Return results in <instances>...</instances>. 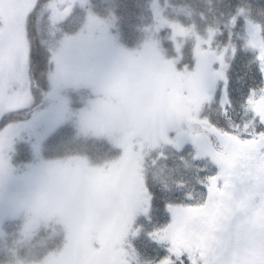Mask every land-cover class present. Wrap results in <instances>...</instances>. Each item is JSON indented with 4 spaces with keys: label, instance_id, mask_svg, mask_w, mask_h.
I'll return each mask as SVG.
<instances>
[{
    "label": "trees",
    "instance_id": "16d2710c",
    "mask_svg": "<svg viewBox=\"0 0 264 264\" xmlns=\"http://www.w3.org/2000/svg\"><path fill=\"white\" fill-rule=\"evenodd\" d=\"M55 1L36 0L27 15L28 94L34 97V102L26 100L29 106L4 114L0 118V133L32 120L48 108L50 96L55 99L66 97L60 96L62 94L58 96L63 92H68L72 100L67 105L71 111H81L94 100H99L112 106L120 104L118 107L128 111L124 113L120 109L126 119L131 115L129 110L135 114L137 108L142 111L138 113L144 116V108L148 106L160 107L168 115L175 114L163 105L162 96H150L151 93L145 90H141L143 93L135 89L133 91L132 85L136 81L130 73L116 83L119 84L117 87L111 81H101L99 73L90 63L76 68L77 73H82L80 77L85 74L88 78L86 84L79 88L70 90L55 80L57 50L68 36L84 28L90 15L108 19L114 26L113 31L118 35L119 43L125 48L153 44L184 78L193 70L199 39H202L203 52H215L225 59V96H212L203 103L197 123L184 125L182 129L174 131V118L165 122L157 115L147 118V122L162 121L160 124L167 127V132H157H164L161 134L165 135L155 138L144 159V182L151 202L147 214L141 215L136 221L132 230L136 234L131 246L137 255V264H160L169 257L168 249L171 247L167 241L159 240V235L171 224L170 209L207 203L205 185L209 177L219 173V167L211 156L196 158L198 153L192 143L193 137L208 139L214 152H218L220 138L211 131L210 126L244 140L257 137L260 131H264V125L260 124L259 117L248 103L250 99L255 100L264 95V71H261L262 62L259 59L261 52L250 45L247 39V24L253 23L261 28L264 42V0H87L86 3H73L70 14L60 22L52 17L50 5ZM156 3L164 19L161 24L155 14ZM176 29L183 31L184 35L176 34ZM141 78V81L147 80ZM92 87L98 88V95L93 93ZM123 87H128V92ZM118 91L124 95L116 99L112 93L118 95ZM131 91L133 94L125 97ZM205 120L210 121V126L201 123ZM108 122L104 120L99 135L85 136H80L78 128L66 122L46 136L40 155L47 160L85 158L99 166L107 165L114 159L120 160L123 157L122 149L111 139L109 134L112 124ZM141 129L145 128H130L127 134L133 135L134 131ZM112 133L115 135L118 132L112 130ZM183 136L190 141L181 142L179 139ZM24 150L30 148L26 142L18 141L13 148L14 165L22 166L31 159V154H25ZM21 221H7L2 226L0 264H40L62 249L65 242L64 228L53 227L50 222L25 226ZM91 248L92 252L97 250L94 244Z\"/></svg>",
    "mask_w": 264,
    "mask_h": 264
},
{
    "label": "rangeland",
    "instance_id": "374dc122",
    "mask_svg": "<svg viewBox=\"0 0 264 264\" xmlns=\"http://www.w3.org/2000/svg\"><path fill=\"white\" fill-rule=\"evenodd\" d=\"M35 1L0 0V118L16 111L18 105L26 103L29 89V47L25 26L27 15ZM80 2L86 3L87 0L55 1L50 5L53 19L64 21L70 14L73 3L76 5ZM58 13L66 15L57 19ZM155 14L158 22L164 23L158 3L155 5ZM113 30L114 26L108 19L90 15L84 28L68 36L57 50L54 61L55 80L70 90L79 88L86 84L88 78L85 74L80 77L82 73H77L76 68L90 63L99 73L101 81H111L114 86L130 73L136 81L132 85L133 91L145 90L151 93L150 96H162L163 105L175 114L168 115L160 107L148 106L144 108V116L140 115L142 111L137 108L135 114L129 110L131 115L126 119L120 109L124 113L128 111L118 107L120 104L112 106L99 100H94L81 111H71L67 105L72 100L68 92H63L58 96L62 94L60 96L66 97L55 99L50 96L48 108L39 112L32 120L7 130L8 136L4 135L5 131L0 133V233L5 222L18 219L25 226L50 222L53 227L65 229L62 249L40 264H122L125 261L126 264H137V255L131 246L136 231L133 233L132 230L137 219L147 214L151 202L147 189L145 191L144 159L155 138L165 135L161 134L164 132H157H167V127L160 124L162 121L147 122V118L157 115L164 122L174 118L172 129L176 131L184 125L197 123L203 103L210 100L201 102L205 90L211 98L216 95L225 96V80L213 75L218 72L225 75V59L223 58L222 66L217 59L221 56L215 52H203L202 39H199L196 46L193 70L184 78L153 44H145L141 48H125L119 43L118 35ZM174 31L178 35H184L183 31ZM247 39L260 52L264 50L261 28L258 25L247 24ZM209 61L210 71L207 67ZM141 77L147 80L141 81ZM9 88L13 91L10 92ZM93 89V93L98 95V88ZM123 89L128 92V87ZM133 91L125 97H130ZM112 94L116 99L124 95L119 91L118 95L114 92ZM261 96L255 98V101ZM192 116L195 120L190 119ZM105 119L112 124L109 134L111 139L122 149L123 157L120 160L114 159L107 165L99 166L85 158L47 160L40 155L46 136L62 124L67 122L76 126L80 136L99 135ZM139 126L145 129L136 130L133 135L127 134L130 128ZM112 130L118 133L114 135ZM217 137L220 138L218 152H223L227 141L222 136ZM200 138L205 146L211 147L208 139ZM254 138L257 137L252 139ZM21 140L30 148L24 151L25 154H31V159L22 166H16L13 164V148ZM179 140L184 143L190 141L186 136ZM211 150L214 152L213 147ZM133 206H138L141 210L136 213L127 235L120 241L125 218ZM175 209L177 208L170 209V225L174 221ZM93 244L97 250L92 252Z\"/></svg>",
    "mask_w": 264,
    "mask_h": 264
},
{
    "label": "snow or ice",
    "instance_id": "6c2138e0",
    "mask_svg": "<svg viewBox=\"0 0 264 264\" xmlns=\"http://www.w3.org/2000/svg\"><path fill=\"white\" fill-rule=\"evenodd\" d=\"M64 15L66 13H58L56 18L62 19ZM217 59L223 66V56ZM259 59L264 71V50ZM207 67L210 71L211 61ZM213 75L227 82L223 72ZM209 99L205 90L201 102ZM26 100L34 102V97L29 93ZM248 103L264 125V96L258 101L250 99ZM27 106L28 103H22L16 110ZM190 119L195 120V117ZM201 123L210 126V121ZM210 127L212 132L226 139L223 152H213L200 137H194L192 143L197 149L196 158L211 156L219 173L209 177L205 185L207 203L173 210V224L163 235L158 234L161 241L171 244L169 257L162 264H185V261L187 264H264V131H260L257 138L244 140ZM4 135H9L6 130ZM140 210L138 206L128 210L120 241Z\"/></svg>",
    "mask_w": 264,
    "mask_h": 264
}]
</instances>
